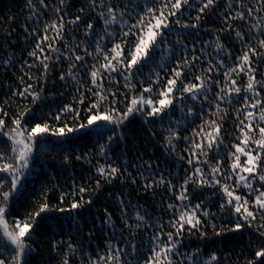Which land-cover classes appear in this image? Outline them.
I'll return each instance as SVG.
<instances>
[{
    "label": "snow or ice",
    "instance_id": "obj_1",
    "mask_svg": "<svg viewBox=\"0 0 264 264\" xmlns=\"http://www.w3.org/2000/svg\"><path fill=\"white\" fill-rule=\"evenodd\" d=\"M197 2L199 7L194 0H142V3L141 0H124L121 7L119 2L114 4L112 0H100L99 4L97 0H85L74 18L66 21L64 15L68 13L64 10L70 5L66 0H59V6L53 9L57 18L44 24L45 34L28 52L34 63L27 67L42 69L46 77L52 53H57V62H61V58L68 62L67 73L62 72L59 79L74 81L77 95L73 102L57 109L53 117L55 124L42 118L28 121L33 107L11 113L0 106V137L6 138L0 142V173L6 174L5 179H0V264H29L28 258L35 251L33 237L43 235L46 220L55 207L45 192L35 201L33 211L23 216L17 213L11 221L8 219L12 204L24 196L22 189L32 173L36 145L50 142L52 137L66 139L72 133L91 128L98 139L111 133L99 146V154L106 156L117 130L136 114L143 116L145 123L159 121L161 132L167 133L163 136L165 147L171 152H175L174 141L183 139L187 144L184 152L188 155L179 156L185 161L184 175L175 177V182L171 174L167 178L163 172L157 174L149 161L143 162L142 171L138 169L145 192L163 187L172 193L171 202L166 205V210L171 212L167 224L143 223L148 213L141 214L138 204L133 224L129 215L132 205L121 195L118 200L124 227L119 237L113 232L112 239L127 241L125 247L109 241L103 254L87 253L82 244H74L70 238L52 245L53 251L67 245L60 264H73L78 253L81 264H222L218 248L210 253L200 248L179 251L182 241L178 237L187 232L189 235L198 233L202 240L206 239L207 228L201 231V227L218 216L227 217L229 226L221 225L217 231V224L212 222L213 235L224 237L249 232L254 239L248 240L250 258L245 259L244 264H264V72L260 68L264 65V0H249L248 3L227 0V11L221 13L226 27L215 34L209 31L214 39L200 42V49L195 43L189 49L184 30L198 29L209 12L220 7L218 0ZM26 6L34 15L38 7L41 15L49 8L45 0H39L38 5L34 0H27ZM193 9L197 13L195 22H189L185 16ZM237 21L244 22L247 31L234 27ZM70 26L82 27V40L73 35V42L68 41ZM49 31L53 33L51 37L47 35ZM35 33L37 29L32 28L30 35ZM221 33L240 44L238 54H233L222 43ZM173 35L175 39H170ZM210 46L215 48L214 56L207 51ZM189 52L192 53L190 58ZM89 57L94 61L91 64ZM12 59L9 55L4 65H10ZM150 64L155 65V70L145 77L143 68ZM113 75L122 77L123 93L117 90L120 81H113ZM245 77L247 82L241 86L240 80ZM19 79L25 86L12 96L30 99V105L39 107L44 100V89L37 90L24 76ZM31 79L28 76V80ZM225 102L228 107L221 106ZM233 104L240 106L233 108ZM177 112L178 118L173 119ZM69 116L70 121L64 119ZM230 116L233 117L231 136L226 135L225 128ZM197 119L200 123L192 127L191 134L181 137V126L186 131ZM165 120L167 127L163 126ZM149 131L153 136L156 134L152 129ZM120 138H124L122 133ZM226 139L230 141L228 144H225ZM222 148L226 154H222ZM71 157V153L65 154L64 162L71 163ZM75 158L82 159L81 156ZM88 163L91 164V160ZM96 172L99 178L94 194L101 189L102 181L111 183L121 175L122 169L105 163L97 164ZM132 183L136 184L137 180L133 178ZM206 192L212 195L205 196ZM88 193L87 185L73 184L70 192L59 193L61 206L55 210L75 212L80 216L94 203L91 196L84 199ZM64 204L68 207H63ZM212 207L218 210L213 212ZM103 224L115 229L113 213L107 208ZM144 227L153 228L154 233L141 261L137 236ZM123 231L129 235L124 237ZM88 235L94 233L90 231ZM224 259L231 264V253Z\"/></svg>",
    "mask_w": 264,
    "mask_h": 264
},
{
    "label": "trees",
    "instance_id": "obj_2",
    "mask_svg": "<svg viewBox=\"0 0 264 264\" xmlns=\"http://www.w3.org/2000/svg\"><path fill=\"white\" fill-rule=\"evenodd\" d=\"M26 2L27 0H0V106L5 107L11 113L18 112L24 107H33L34 112L28 114V121H32L34 118H42L48 123L55 124L56 122L53 117L57 109L61 108L65 103L73 102L74 97L77 95V85L74 81L71 79L61 81L59 79L62 72L67 73L68 62L64 61L63 58H61V62H57L55 60L57 53H52L51 68L46 77L42 75V69L39 71L36 68L29 69L27 65L34 63V58L29 57L28 52L32 50L40 36L45 34L43 32L44 24L57 18L58 14L53 9L59 6V0H45L49 5V8L45 10V15L40 14V7L37 8V12L34 15L26 6ZM34 2L37 5L39 4V0H34ZM66 2L70 5V7L64 10L68 13L64 15V19L67 21L74 18V14L84 5L85 0H66ZM118 2L121 7L124 6V0H112L114 4ZM194 2L196 7H199V2L197 0H194ZM233 2L235 3V0ZM245 2L248 3L249 0H245ZM99 3L100 0H97V4ZM218 3L220 7L214 12H209L198 29L184 30L187 35L186 43L189 49H191L193 43H195L197 49H200V42L214 39V35H209V31L215 34L217 30L226 27L221 13L227 11V0H218ZM235 10H233L232 14H234ZM185 12L188 13L189 10L185 9ZM196 14L194 9L190 10V15H186L185 19H188L189 22H195ZM234 27L247 31V25L241 21H237ZM26 28L29 31H25ZM32 28L37 29V33L34 35H30ZM81 33L82 27L75 29L74 26H70L67 35L68 41L70 43L73 42V35L77 37V40H82L83 36ZM47 35L51 37L53 33L49 31ZM221 36L222 43L227 49L231 50L233 54H238L241 47L240 44L234 40H230L223 33H221ZM170 39H175V36H171ZM60 47L61 51H63V46L60 45ZM89 51H92L91 47ZM207 51L210 55H215L214 46H210ZM9 55L13 58L12 62L10 65L5 66L3 62ZM188 55L190 58L192 53L189 52ZM157 58H159V53H157ZM88 62L91 64L94 61L89 57ZM260 68L264 72V65H261ZM154 70V64L145 66L143 68V75L146 77L150 71ZM222 71L223 69H221ZM81 74L85 75L86 78L83 69H81ZM21 76H24L25 81L32 83L37 90H40V88L44 89L42 94L44 100L39 107L30 105V99L12 96V93L18 88L22 90L25 86L20 83L19 78ZM28 76H31L32 79L28 80ZM112 79L113 81H120L117 90L123 93L125 89L123 88L122 77L113 75ZM246 82V77L241 79V86L246 84ZM121 99H123V96H121ZM5 101H8V103H5ZM221 106L228 107L226 102L222 103ZM239 106L238 104L232 105L233 108ZM121 107H123V104H121ZM197 112H199V108H197ZM178 116L179 113L177 112L173 119L178 118ZM64 119L70 121L71 117H64ZM80 122H83V120ZM232 122L233 117L230 116L228 123L225 125L226 135L231 136L233 132ZM199 123V119L195 120L186 131L181 126V137L190 135L192 127H195ZM163 126H168L167 120H165ZM149 129L154 130L156 134L153 136ZM121 133L123 134V139L120 138ZM166 134L161 132L159 121L156 123H145L144 117L136 114L134 118H130L126 122L122 129L117 130V135L109 143V150L106 156L99 154V146L107 141V136L111 135V133H105L103 139H98L95 131L91 128L72 133L66 139L52 137L50 138V142L37 144L34 152L32 173L27 177L22 189L24 196L18 197L16 202L12 204V214L8 217L9 221L17 213L23 216L25 213L33 211L35 201L40 199L45 192H47L52 206H61L58 204L59 193L61 191L70 192L73 184L76 186L87 185L89 193L85 195L84 199L87 200L91 196L94 203L91 207H86L80 213V216H77L75 212L56 211L54 207L50 217L46 220L43 235L33 237L36 240V243L33 244L35 251L28 258L29 264H60V260L67 251V245L65 243L63 247H58L56 251H53L52 245L60 241L67 242L70 238L74 244H82L83 251L87 253L99 252L103 254L104 247L109 241L113 245L119 243V247L124 248L127 241L118 242L117 239H112L113 232L119 237L124 227L120 218L121 212L118 200V197H121V195L126 203L132 205V208L129 209V215L132 216L130 222L133 224L136 223L134 210L137 204L141 206V214L144 211L148 213L143 223L162 222L167 224L171 212L166 210V205L171 202L170 197L172 193L166 191L163 187L145 192L142 187L143 177L140 175V171L143 170L144 161L151 162L157 174L163 172L166 178L171 174L174 182L175 177L184 175L185 161L180 160L179 156L188 155L184 152L187 144L183 139L174 141L175 152L173 153L165 147L163 136ZM4 141H6V138L0 137V142ZM229 142V139L225 140V144ZM221 152L222 154H226L223 148ZM67 153L72 154L71 163L64 162L63 158ZM76 156H81L82 159L76 160ZM88 160H91V164L88 163ZM105 163H112L113 166L120 167L122 169L121 175L113 179L111 183L102 181L101 189L94 194L93 189L95 188L96 180L99 178L96 172V165ZM5 177V173H0V179H5ZM133 178L137 180L136 184L132 183ZM211 195V192L205 193V196ZM62 206L67 208L68 204ZM106 208L113 213L114 230L103 224L104 210ZM211 210L216 212L218 209L212 207ZM212 222L217 224V231L220 230L221 225L224 227L229 226L227 224V217L218 216L215 221H209L207 225L201 227V231L205 227L207 228L208 236L206 239L202 240L198 233L189 235L185 232L183 237H178L182 241L179 251L184 253L192 251L195 248H200L206 253H210L213 249L218 248L221 250L222 264H229V261L224 259L229 253H231V264H244L245 259L250 258L247 254L248 240L250 238L254 239V236H250L249 232H245L243 235L226 234L224 237H216L212 233ZM90 231L94 235L89 236L88 233ZM153 233L154 229L151 227H144L138 233L137 241L139 243V258L141 261L144 259L145 254H147L150 247V237ZM128 235L127 231H123L124 237ZM212 241H215V243L213 244ZM31 242L29 241V243ZM126 258L130 259V257ZM73 264H81L79 253L73 258Z\"/></svg>",
    "mask_w": 264,
    "mask_h": 264
}]
</instances>
